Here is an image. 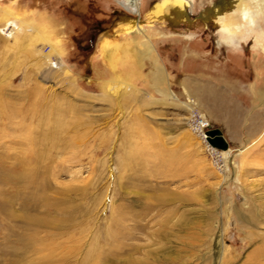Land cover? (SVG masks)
Here are the masks:
<instances>
[{
	"label": "rangeland",
	"instance_id": "obj_1",
	"mask_svg": "<svg viewBox=\"0 0 264 264\" xmlns=\"http://www.w3.org/2000/svg\"><path fill=\"white\" fill-rule=\"evenodd\" d=\"M126 2L0 0V264H264V125L213 148L171 80L264 84V19Z\"/></svg>",
	"mask_w": 264,
	"mask_h": 264
},
{
	"label": "crops",
	"instance_id": "obj_2",
	"mask_svg": "<svg viewBox=\"0 0 264 264\" xmlns=\"http://www.w3.org/2000/svg\"><path fill=\"white\" fill-rule=\"evenodd\" d=\"M209 73L201 78L182 76L181 72L182 77L171 80L179 89L187 92L195 110L210 123L211 128L220 130L228 141L232 139L242 143L248 137L259 136L264 125V111L261 109V105H264V84L260 79L261 71H256L257 81L245 84L233 83L231 76L236 74L233 72H228L230 79L226 81L210 80L209 76L213 77L214 73ZM167 74L170 75L168 71Z\"/></svg>",
	"mask_w": 264,
	"mask_h": 264
},
{
	"label": "bare ground",
	"instance_id": "obj_3",
	"mask_svg": "<svg viewBox=\"0 0 264 264\" xmlns=\"http://www.w3.org/2000/svg\"><path fill=\"white\" fill-rule=\"evenodd\" d=\"M232 1L235 3V6L231 8L230 13L233 14H231L227 18L228 19L227 22L228 25L237 23L235 26L236 30L232 32L231 29L225 28V31L229 34L242 33L248 30H250L251 32H257V31L263 32V28L262 26H260L259 22L262 19H264V0H254L253 2H251L250 6H247V4L243 2V0H232ZM190 5H191L190 0H163L162 3L154 7L153 13H156L157 15H162L163 13H167L171 11L173 13L178 14V17L180 19L183 20L189 19L187 9L190 8ZM125 6H127L128 10H131L136 14H140L141 11L140 0H127ZM218 13H222V9L219 10ZM131 22L127 26H125L127 28V31L133 32L138 30L141 32L143 30L142 26L136 23V21L135 23H131ZM11 27H13V29L15 30L19 29L17 22L7 20L4 23V28L2 29V32L9 31ZM50 65L55 68L60 67L58 63L51 62ZM159 73L160 72L158 69L157 75L160 80L162 78L159 76ZM262 95H264L263 92ZM171 97L172 99L179 101V98L175 93H173ZM202 123L204 124V122Z\"/></svg>",
	"mask_w": 264,
	"mask_h": 264
},
{
	"label": "water",
	"instance_id": "obj_4",
	"mask_svg": "<svg viewBox=\"0 0 264 264\" xmlns=\"http://www.w3.org/2000/svg\"><path fill=\"white\" fill-rule=\"evenodd\" d=\"M207 135L209 136L208 141L211 146L222 151H227L230 149L229 143L223 137L220 130H210Z\"/></svg>",
	"mask_w": 264,
	"mask_h": 264
},
{
	"label": "built area",
	"instance_id": "obj_5",
	"mask_svg": "<svg viewBox=\"0 0 264 264\" xmlns=\"http://www.w3.org/2000/svg\"><path fill=\"white\" fill-rule=\"evenodd\" d=\"M202 122H204V124ZM197 129L202 135V137H204V139L206 140L209 139V136L207 135V133L210 131L211 125L203 116L199 115V120L197 122Z\"/></svg>",
	"mask_w": 264,
	"mask_h": 264
}]
</instances>
